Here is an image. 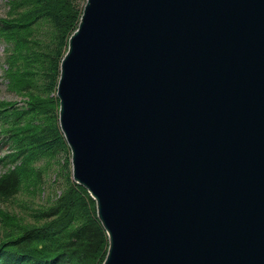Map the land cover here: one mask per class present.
Returning a JSON list of instances; mask_svg holds the SVG:
<instances>
[{
  "label": "water",
  "instance_id": "95a60500",
  "mask_svg": "<svg viewBox=\"0 0 264 264\" xmlns=\"http://www.w3.org/2000/svg\"><path fill=\"white\" fill-rule=\"evenodd\" d=\"M57 96L102 264H264V0H87Z\"/></svg>",
  "mask_w": 264,
  "mask_h": 264
},
{
  "label": "trees",
  "instance_id": "16d2710c",
  "mask_svg": "<svg viewBox=\"0 0 264 264\" xmlns=\"http://www.w3.org/2000/svg\"><path fill=\"white\" fill-rule=\"evenodd\" d=\"M86 1L8 0L0 17L8 87L26 96L22 104L0 100V264H102L107 256V231L96 201L72 178L59 121L61 63ZM51 182L60 192L33 205ZM26 183L30 200L16 212Z\"/></svg>",
  "mask_w": 264,
  "mask_h": 264
},
{
  "label": "rangeland",
  "instance_id": "374dc122",
  "mask_svg": "<svg viewBox=\"0 0 264 264\" xmlns=\"http://www.w3.org/2000/svg\"><path fill=\"white\" fill-rule=\"evenodd\" d=\"M8 0H0V17L4 16L6 14V11L8 9V5H7ZM4 47H5V43H0V100L3 101H16L19 104H22L24 102V99H26V96L21 95L20 93L16 92L15 90H12L8 87L9 85V79L6 76V69H8L7 64L4 61ZM3 153V152H2ZM56 171L51 172L50 170V176L52 179H55L57 177V168H55ZM5 170V168L0 167V175L3 173V171ZM54 186V184H53ZM33 186H31V184L26 183L21 191V196L12 203L11 206H14L15 211H19V209H22L20 207V205L22 204V199H29L28 197V191L26 190H30L32 189ZM50 187V188H49ZM56 187V186H54ZM54 187H52V182H51V186H49V183L47 185V187L43 186V192L40 193L37 192L35 198H33V200L31 199V201L33 202V205H38L40 204L42 201H46L47 202V198L51 197L52 201V197H55V193H59V189L55 190ZM55 190V191H54ZM52 195V196H49ZM23 210V209H22Z\"/></svg>",
  "mask_w": 264,
  "mask_h": 264
}]
</instances>
